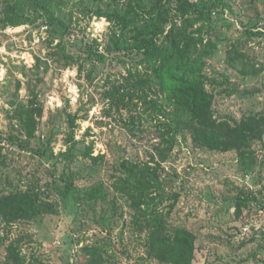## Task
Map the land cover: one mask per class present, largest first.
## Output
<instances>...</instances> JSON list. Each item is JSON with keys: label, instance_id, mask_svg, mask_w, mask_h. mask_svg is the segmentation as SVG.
<instances>
[{"label": "rangeland", "instance_id": "374dc122", "mask_svg": "<svg viewBox=\"0 0 264 264\" xmlns=\"http://www.w3.org/2000/svg\"><path fill=\"white\" fill-rule=\"evenodd\" d=\"M133 1L68 0L46 10L23 0L8 23L0 0V198L31 189L44 205L31 220L0 215V264H14L9 244L24 264H73L86 246L104 264H164L150 250L154 216L167 235L179 227L196 234L192 264H264V0H185L194 10L217 4L188 29L203 38L196 56L214 116L236 140L226 150L196 145L188 129L158 137L164 118L141 101L156 99L151 91L127 105L112 98L114 88L131 89L126 77L138 58L122 63L108 52L121 26L105 15L132 10ZM97 49L105 59L89 57ZM20 108L35 109L34 138L20 126ZM238 122H246L241 140ZM73 137L69 186L59 174ZM124 161L155 176L149 203L119 191L120 180L131 179Z\"/></svg>", "mask_w": 264, "mask_h": 264}, {"label": "trees", "instance_id": "16d2710c", "mask_svg": "<svg viewBox=\"0 0 264 264\" xmlns=\"http://www.w3.org/2000/svg\"><path fill=\"white\" fill-rule=\"evenodd\" d=\"M3 1L6 5L4 21L9 23L13 21L11 14L22 5L23 0ZM36 1L41 3L42 8L49 10L52 5H59L68 0ZM148 1L134 0L132 10H127L124 13H106L105 15L111 23L121 26V34L115 30L112 31L110 42L106 47L108 52H115L113 57L122 63L128 55L138 58L137 65L129 70L126 77L131 89L118 94L120 89L114 88L111 91L112 98L127 105L133 101L138 91H141L145 97H148V91H151L157 95V98L148 99L141 96V101L146 103L147 109H152L164 118L159 123L161 133L158 137L170 136L175 139L181 129H188L196 145L212 150H226L234 147L236 140L232 136V132H227L228 122L219 121L214 116L213 95L204 84L203 64L196 56L197 41H203V38H197L195 32L188 29L198 21L199 17L206 16V13L210 14L217 4L200 3L202 8L200 11L194 10L190 6L191 3L185 0H157V4L144 10ZM194 11H199L200 15H191ZM96 14L102 16L100 11H97ZM2 24L0 23V28ZM128 32L131 33L132 42H129L130 40L127 38ZM209 45L215 47L216 44L210 39ZM60 46L65 52L63 41ZM89 52V57L97 55L101 59H105L98 49L96 51L89 50ZM68 56L66 54V57ZM68 59L74 60L72 57H68ZM169 109L172 110V113ZM18 111L21 128L29 138H34L37 131L35 109L20 108ZM71 125H75L73 116H71ZM236 126L238 139L245 138L247 136L246 122H238ZM13 144L15 145V143ZM77 144L78 141L74 137L71 138L69 148L62 153L65 164L59 177L69 186H72L74 181L73 169L71 164L66 161L70 162L69 160L74 157ZM18 146L30 147L22 144H18ZM31 151L38 152L33 148ZM121 166L124 171L128 172L131 179H121V184L117 185L119 191L134 194L138 198L137 203H149L144 199V196L148 191L154 189L155 176L148 179V175L152 174L147 168L133 164L128 165L126 161ZM39 202L40 195L35 190H12L0 198V215L7 223L34 219L40 209L44 207ZM134 203L136 202L134 201ZM152 224L155 225V229L150 238L151 252L156 254L164 264H192L197 246L196 234L187 228L179 227L172 234L167 235L162 216H154ZM82 250L85 256L73 264H104L103 256L97 248L86 246ZM7 251L8 257L14 264H24L16 245L9 244Z\"/></svg>", "mask_w": 264, "mask_h": 264}]
</instances>
